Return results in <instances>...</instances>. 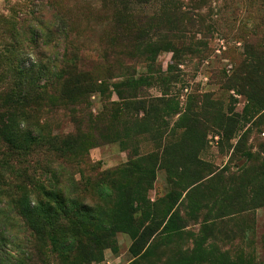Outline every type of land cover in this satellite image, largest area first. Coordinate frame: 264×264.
Listing matches in <instances>:
<instances>
[{
    "label": "rangeland",
    "instance_id": "1",
    "mask_svg": "<svg viewBox=\"0 0 264 264\" xmlns=\"http://www.w3.org/2000/svg\"><path fill=\"white\" fill-rule=\"evenodd\" d=\"M100 1L0 0V74L21 68L35 79L43 78L62 60L69 43L81 53H99L113 29L111 13ZM141 1L130 8L150 18L170 5L187 12L183 14L191 22L179 19L175 29L186 31L178 35L185 36L189 51L162 50L153 64L158 76L143 65L128 69L135 77L153 76L142 91L154 101L145 108L150 113L152 109L155 122L138 130L135 123L143 122V113L131 106L112 123L120 139L88 152L89 162L100 171L128 172L125 183L136 182L129 193L135 211L131 228L139 234L135 238L149 227L138 240L117 232L100 261L89 264H264V207H256L260 201L253 200L264 174V109L256 104L259 95L251 94L255 100L249 101L237 91L234 76L244 68V34L253 29L261 37L250 38L248 46L264 43V0ZM169 18L162 13L159 28ZM161 34L162 29L153 31L151 37ZM102 99L99 92L91 94L93 115L102 111ZM109 101L115 103L113 109L121 107L114 92ZM230 118L235 122L230 124ZM49 123L54 133L72 128L63 112ZM134 163L140 170L153 169L154 177L145 178ZM0 175V194L10 184L24 187L36 208L32 185L21 182L16 173H8L9 178L2 167ZM198 178L204 179L187 189ZM117 187L113 183L108 202L97 189L88 197H75L111 215L120 196ZM43 246L31 245L24 220L15 217L0 196L2 260L23 264L29 256L32 264H56L55 248ZM40 248L43 262L35 253Z\"/></svg>",
    "mask_w": 264,
    "mask_h": 264
},
{
    "label": "trees",
    "instance_id": "2",
    "mask_svg": "<svg viewBox=\"0 0 264 264\" xmlns=\"http://www.w3.org/2000/svg\"><path fill=\"white\" fill-rule=\"evenodd\" d=\"M100 2L103 10L109 9L111 13L113 29L98 54L81 53L69 43L64 48L62 60L53 65V70L43 78L35 79L21 68L16 71L14 68L7 69V73L0 74V167L6 170L7 175L16 173L21 182L33 186L38 197L34 198L37 206L35 209L31 206L29 191L26 192L24 187L10 184L0 196L7 200L13 215L24 220L32 246L55 248L52 257H55L56 264L98 262L102 251L114 242L117 232H128L138 240L149 230V227L145 228L135 238L139 234L131 228L135 211L131 208L129 193L136 182L126 184L128 172L124 170L100 171L89 162L88 152L120 139L116 130L112 129V123H117L124 110L131 106L143 113V122L135 123L138 130L155 122L156 117L150 115L152 109L150 113L145 108L147 103L152 106L154 101L145 97L142 91V87L151 83L153 76L135 77V72L129 73L128 69L143 65L158 76L160 70L153 69V64L162 50L167 49L173 54L189 51L188 44L184 43L185 36L178 35V32L186 31L175 29L179 19L191 22L183 14L187 12H181L179 6L170 5L162 11L170 18L159 28L162 13L150 18L135 14L130 8L133 2L141 3V0ZM160 29L163 30L162 36L151 37L153 31ZM252 30L244 34L247 37L242 62L244 68L234 76L238 77L237 91L246 95L249 101L255 100L250 97L251 94L259 95L256 104L264 109V43L248 46L250 38L256 36L261 39ZM118 78L121 80L110 82ZM96 92L103 98V109L93 115L89 102L91 94ZM113 92L121 103L119 109H113L115 103L109 101ZM59 112L69 119L71 131L53 132L49 120ZM190 121L196 124L195 119ZM229 121L232 124L235 119L230 118ZM43 159L48 162L47 166L41 165ZM134 165L145 178L154 177L153 169L146 167L140 170L139 163ZM261 178L263 182L253 190L256 191L253 200L260 201L256 207H264V174ZM203 179L194 180L187 189ZM115 182L118 186L115 192L120 196L111 215L103 213L102 209L96 212L97 206L87 205L84 200L75 197L76 194L88 197L92 190L97 189L108 202L111 193L114 194ZM137 242L133 243V247ZM43 248L35 252L41 262L45 259ZM32 263L29 256L23 262ZM0 264L12 263L0 257Z\"/></svg>",
    "mask_w": 264,
    "mask_h": 264
}]
</instances>
